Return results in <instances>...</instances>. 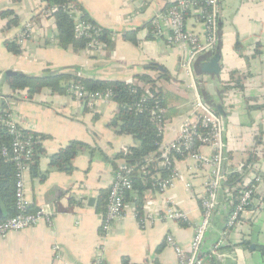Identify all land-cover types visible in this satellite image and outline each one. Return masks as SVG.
Returning a JSON list of instances; mask_svg holds the SVG:
<instances>
[{"label":"crops","instance_id":"0c3cea01","mask_svg":"<svg viewBox=\"0 0 264 264\" xmlns=\"http://www.w3.org/2000/svg\"><path fill=\"white\" fill-rule=\"evenodd\" d=\"M78 1L96 23L112 32V47L106 43L81 51L64 48L57 41L55 18L45 15L42 0H0V111H11L24 130L41 135L35 165L27 171L26 191L33 208L45 207L52 218L0 238V264H93L97 258L104 264H181L167 236H173L186 255L190 253L195 224L202 219L201 202L210 168L188 155L177 160L174 168L181 177L161 192L155 186L161 175H153L151 188L144 192L141 217L135 202L128 200L125 216L105 233L103 191L109 192L116 168L125 162L118 155L135 145L132 135L118 134L110 125L118 104L78 101L69 87L64 91L46 88L37 94L14 90L8 78L17 74L6 75L9 70L31 76L66 73L130 82L139 74L160 76L161 72L149 66H161L169 78H159L158 84L172 94L170 106L176 110L165 124L161 149L176 139L181 124L191 115L194 90L182 67L185 53L170 42L168 33L156 35L153 21L178 0ZM14 17L18 23L10 24ZM28 22L33 24V36L25 40L20 52L9 51L6 41L18 43ZM219 22L222 74L212 79L200 74L195 64L199 91L202 88L204 99L216 105L225 122L226 174L244 165L243 183L254 152L258 157L254 170L261 180L241 224L233 228H227L235 206L233 189L219 191L201 256L205 264H264V0H220ZM186 25L201 38L205 36L197 13L190 12ZM131 31H136L137 44L126 38ZM72 140L85 142L94 151L80 152L71 172L52 169L51 157ZM200 150L213 153L208 145ZM169 205L186 212L187 219L164 218ZM0 210L6 213L1 200ZM226 230L222 255L212 256Z\"/></svg>","mask_w":264,"mask_h":264},{"label":"built area","instance_id":"2783aa9c","mask_svg":"<svg viewBox=\"0 0 264 264\" xmlns=\"http://www.w3.org/2000/svg\"><path fill=\"white\" fill-rule=\"evenodd\" d=\"M53 7L48 10L45 15H51ZM186 12H195L201 18L205 27V36L201 38L199 34L189 30L186 25ZM220 0H203L195 2V0H178L171 5L167 11L157 15L154 19V32L161 36L168 33L170 42L182 48L185 57L182 60V67L190 78V86L194 90V100L192 102L191 115L183 121L180 132L176 139L163 150V156H167L171 149L183 148L187 151V155L199 162L201 165L210 168L209 177L205 183V194L202 198V219L195 224V234L191 242L190 253L185 254L184 250L178 245L173 236H167L169 244L174 246L180 259L181 264H205L204 258L201 256V248L206 232L211 224L214 212L218 205V193L222 189V183L226 178L224 169V131L225 122L223 117L215 111L214 107L207 103L197 83V75L195 72L196 59L204 54H213L217 48L220 38ZM91 24L82 20H76L75 34L77 37L86 36L90 38L88 49H97L102 46L90 32ZM99 30V28L97 29ZM97 33V31H96ZM33 36V24L28 22L21 31L18 39L20 49L27 38ZM133 84H139V81H131ZM144 86L145 92L149 95V85ZM69 91L78 101H87L90 104L98 101L110 102L112 100V91H91L87 90L84 85L79 82L72 81L69 84ZM146 98L143 97L142 101ZM139 111L143 109L139 105ZM164 110L158 106H153L151 112L154 121L157 124L159 132L163 135L165 125L162 124L161 113ZM0 126L8 130L12 137L10 146L2 148V155L9 157L16 167L15 181V214L7 219L0 220V238L6 237L10 232L21 230L30 226L37 225L42 221L51 222V213L45 207L33 208L31 201L27 196L26 177L27 171L30 169L34 156V136L25 134L23 128L15 119L13 113L7 109L0 111ZM199 143L198 145H196ZM202 145H208L213 149L211 155L201 152ZM260 149H263L260 147ZM261 155L262 152H259ZM242 168L244 165L241 166ZM241 168V170H242ZM248 172L247 178L241 184V191L237 197L230 216L227 220V228H233L241 224V217L246 212L254 197L256 185L261 180L260 175L249 167L245 169ZM133 168L125 163L118 167L115 171L112 184L110 186L104 221L102 224L103 231L106 233L110 230L112 224L125 216V194L133 189L132 179ZM181 177V172L173 168L170 175L166 178H157L155 186L164 192L171 187L174 181ZM166 219L185 220L187 213L169 205L163 214ZM151 220L152 213L147 216ZM227 230L220 236L214 245L211 255H222V246L225 244V234ZM55 249H57L55 247ZM93 264H104L101 258H97Z\"/></svg>","mask_w":264,"mask_h":264},{"label":"trees","instance_id":"16d2710c","mask_svg":"<svg viewBox=\"0 0 264 264\" xmlns=\"http://www.w3.org/2000/svg\"><path fill=\"white\" fill-rule=\"evenodd\" d=\"M45 4L47 12L53 7L50 16H53L56 21L57 41L64 48L71 46L74 51H81L88 48L90 38L86 36L77 37L75 34L76 20H82L85 23L91 24L90 32L94 33V37L106 46V43L111 47L114 45L112 32L96 23L84 9L78 0H42ZM203 0H195L202 2ZM10 15L11 12L6 13ZM190 12H186L188 17ZM18 18L14 17L10 24H17ZM99 28V30H97ZM97 31V33H96ZM153 33V32H152ZM154 34V33H153ZM126 38L129 41L137 44L138 39L136 31L128 32ZM7 49L13 53L21 51L17 40H7L5 43ZM150 69H156L161 72L158 77H152L150 74L136 75L132 81L139 80L150 87L151 95L145 92V87L133 82L123 80H103L95 78L77 77L66 73L51 74L46 73L42 76H31L26 74H17L8 78L10 85L14 90L26 89L31 94H37L48 88L52 91H64L69 87V82H79L87 90L91 91H112V100L118 104L116 113L111 121L115 132L118 134L132 135L135 145L130 147L127 152H121L118 158L124 159V163L133 168L132 179L133 189L125 194V202L131 200L135 202L138 217H141V209L144 201V192L151 188L153 183V175L160 173L161 178H166L170 175L177 160L185 159L187 151L183 148L171 149L167 156H163L161 149L163 135L159 132L154 116L151 112L153 106H158L164 111L161 113L162 124L176 114L174 107L170 106L172 94L164 91L158 84V79L161 77L169 78L164 74L165 68L158 65H150ZM201 82L198 80V83ZM201 92L202 88H201ZM205 95V93H203ZM146 99L142 101V98ZM204 98V97H203ZM205 100V99H204ZM206 101V100H205ZM207 102V101H206ZM87 103V101H86ZM89 103V102H88ZM143 109L139 111V107ZM215 111L217 109L214 107ZM219 113V112H218ZM25 134H32L34 138V156L31 167L35 165L37 159V151L41 141V135L36 132H31L23 129ZM12 137L8 130L0 126V200L5 207V217L7 219L15 214V173L16 167L14 162L2 155V148L10 146ZM197 143L196 145H198ZM89 149L91 152L94 148L85 142L79 140L70 141L65 147L55 153L50 160V167L58 171L71 172L73 169L72 162L76 156ZM106 158V157H105ZM159 162H164V165L159 166ZM258 163V157L254 152L250 154L248 165L254 168ZM118 170V167L116 168ZM243 171H232L226 174V178L222 183L223 189H233L234 204L237 203V197L242 189ZM136 192V196L133 195ZM108 190L103 191L101 206L105 207ZM248 244V242H243Z\"/></svg>","mask_w":264,"mask_h":264},{"label":"water","instance_id":"95a60500","mask_svg":"<svg viewBox=\"0 0 264 264\" xmlns=\"http://www.w3.org/2000/svg\"><path fill=\"white\" fill-rule=\"evenodd\" d=\"M221 48H222V40L221 38H219L217 48L213 54H204V55L199 56L196 59L195 64L197 66V71L200 74L208 75L212 79H215L216 76H221L222 69L224 66V64L221 63V59H222ZM15 74H18V73L15 71H11V70L6 72V75H15ZM212 106L216 107V105H213V104ZM218 109L221 112H223V108L221 105H218ZM4 217H5V214L0 210V220H2ZM252 247H254V245H252ZM222 257L223 256H221L220 258Z\"/></svg>","mask_w":264,"mask_h":264}]
</instances>
